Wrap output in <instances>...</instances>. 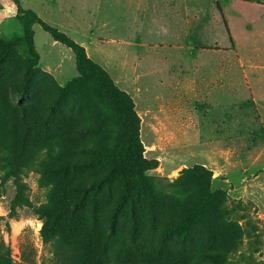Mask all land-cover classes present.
<instances>
[{
	"label": "trees",
	"instance_id": "obj_1",
	"mask_svg": "<svg viewBox=\"0 0 264 264\" xmlns=\"http://www.w3.org/2000/svg\"><path fill=\"white\" fill-rule=\"evenodd\" d=\"M11 1L22 35L10 40L0 36V163L15 178L16 203L26 202L19 175L27 165L36 166L39 182L47 188L45 202L36 208L47 248L41 264H224L237 232L224 219L220 191L210 190L211 172L202 166L184 172L183 184L195 190L190 197H158L145 174L154 161L142 156L140 119L130 95L87 57L81 45L23 9L18 0ZM34 24L71 49L76 76L62 86H51L54 95L47 102L37 93L28 98L17 89L20 103L14 106L4 94L8 85L11 88L19 78L24 91L36 72ZM22 48L24 56L19 53ZM88 80L102 91L116 119L77 124L53 117L67 90ZM166 202L172 216L154 235L161 218L158 210ZM197 226L204 227L213 245L187 252ZM144 228L153 230L149 242L142 236ZM9 254L8 249L0 251V264H14Z\"/></svg>",
	"mask_w": 264,
	"mask_h": 264
},
{
	"label": "rangeland",
	"instance_id": "obj_2",
	"mask_svg": "<svg viewBox=\"0 0 264 264\" xmlns=\"http://www.w3.org/2000/svg\"><path fill=\"white\" fill-rule=\"evenodd\" d=\"M18 3L23 9L30 8L28 0H18ZM33 29L36 47L41 51L44 47L43 35L48 38L49 35L36 24ZM21 35L22 25L15 17L12 1L0 0V36L10 40ZM19 53L21 56L26 54L23 48ZM37 67L40 69L38 61L32 83L26 90H22L19 78L14 79L11 88L8 85L4 94L10 104L17 106L20 103L17 89L26 93L28 98L37 93L47 102L54 95L51 86L65 84H60L53 75L43 73ZM5 69L10 71L8 65ZM1 70L2 67L0 73ZM66 70L67 75L72 70L69 63H66ZM72 76H76L75 72ZM111 78L120 89V77ZM122 78L126 81L125 86L129 89L128 94L132 101L138 102V93L132 91L136 87L133 83L134 77ZM161 78L164 79V85H168V80H179L178 75ZM196 78L197 90L186 93L187 99L191 96V107H194L191 108L192 113L185 114L186 122L183 116L178 119L183 124H188V119H191V126L183 129L184 134H177L175 137L153 135L150 128L154 122L151 123V119L148 121L151 124L147 126L148 131L150 130L148 133L146 126L142 127L141 132L139 129L142 156L154 161L145 174L158 197H173L178 200L190 197L195 191L183 184L186 170L202 166L210 171V190L220 191L224 219L237 229L234 228L237 235L232 244L233 249L224 264H264V135L252 133L263 131L260 127L261 124L264 126V84H261L263 89L255 93L262 107L252 104L239 108L232 106L233 100H245L248 92L242 93V96L236 94L237 97H234L235 93L227 86L233 78L232 72H225L226 86L223 92L212 85L211 75H205L203 79ZM146 79L147 85L150 83V91L140 92L139 95L148 108L154 109L155 104L181 100L183 93L174 92L171 88L164 90L162 86L155 85L157 77ZM87 89L89 94L85 91ZM222 102L225 107H221ZM54 116L70 121L72 119L77 124L91 123L94 119H107L109 123V119H116L111 105L105 103L102 91L93 80L86 81L82 86L69 88L58 110L53 112ZM172 120L175 122V119ZM199 121L202 123L201 129H197ZM169 138H174L171 146L166 144ZM19 180L24 184L26 199L22 203L14 200L18 191L15 178L8 176L0 163V251L8 249L14 264H41L42 258L47 255V248L39 234L41 220L36 214V208L45 202L47 188L40 184L35 165L25 166L20 172ZM168 202L161 211L158 210L161 218L154 235L160 230L165 218L172 216V211L167 207ZM152 233L153 230L144 228L142 236L149 242ZM212 245L204 227L197 226L193 243L186 250L199 252L201 248Z\"/></svg>",
	"mask_w": 264,
	"mask_h": 264
},
{
	"label": "crops",
	"instance_id": "obj_3",
	"mask_svg": "<svg viewBox=\"0 0 264 264\" xmlns=\"http://www.w3.org/2000/svg\"><path fill=\"white\" fill-rule=\"evenodd\" d=\"M28 2L29 10L81 45L87 57L110 77H120L121 90L129 92L122 77H134L136 87L132 91L138 93V102L133 103L140 119V132L146 126L147 133L152 130L156 136L184 134L183 129L191 126V119L188 124L178 119L183 116L186 122V113H192L191 96L187 99L186 93L197 90L196 77L203 79L211 75L212 85L223 92L225 72H232L233 78L227 86L235 93L234 97L248 92V98L235 99L232 106L259 105L255 93L262 90L261 84H264V0ZM43 38L44 47L39 51L33 29L38 66L64 84L71 79L69 77H74V72L76 75L74 55L71 49L50 36L43 35ZM66 63L72 67L70 76L65 74ZM176 75L179 80H168V85H164L161 77ZM153 76L157 77L155 85L162 89L183 93L181 100L148 108L139 93L150 91L146 78ZM221 107H225V103L222 102ZM150 119L154 124L148 131ZM201 126L199 121L197 129ZM260 129L263 131L252 133L264 135L263 124ZM173 139L169 138L166 144L171 146Z\"/></svg>",
	"mask_w": 264,
	"mask_h": 264
}]
</instances>
